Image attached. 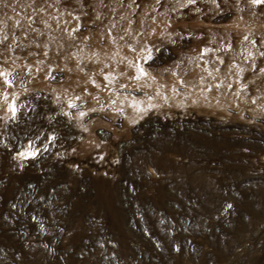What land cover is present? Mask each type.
Here are the masks:
<instances>
[{
    "label": "rangeland",
    "instance_id": "374dc122",
    "mask_svg": "<svg viewBox=\"0 0 264 264\" xmlns=\"http://www.w3.org/2000/svg\"><path fill=\"white\" fill-rule=\"evenodd\" d=\"M0 264H264V0H0Z\"/></svg>",
    "mask_w": 264,
    "mask_h": 264
},
{
    "label": "bare ground",
    "instance_id": "6f19581e",
    "mask_svg": "<svg viewBox=\"0 0 264 264\" xmlns=\"http://www.w3.org/2000/svg\"><path fill=\"white\" fill-rule=\"evenodd\" d=\"M138 71V70H137ZM137 75L140 77V76H142V72H138L137 73ZM112 99H114V97H112ZM118 101V100H117ZM119 102L123 105V106H125V108H127V110H128V115H134V114H137V113H139V112H142V111H144L146 108H147V106L148 105H150L148 102H137V101H134V100H126V101H120L119 100ZM28 153V155H32L33 156V153L35 152V151H27V150H25V151H22V152H20L18 155H21V153ZM35 154V153H34ZM23 157V159L24 158H27V156H22ZM21 157V158H22ZM30 157V156H29Z\"/></svg>",
    "mask_w": 264,
    "mask_h": 264
},
{
    "label": "snow or ice",
    "instance_id": "6c2138e0",
    "mask_svg": "<svg viewBox=\"0 0 264 264\" xmlns=\"http://www.w3.org/2000/svg\"><path fill=\"white\" fill-rule=\"evenodd\" d=\"M189 2H192V0H189ZM254 2L260 3V2H262V0H254ZM141 72L143 73V70H141ZM69 107H72V105L70 104ZM11 111L13 112V114H15V109L14 108H12ZM27 155H28V153H26V152L25 153H21V156H27Z\"/></svg>",
    "mask_w": 264,
    "mask_h": 264
}]
</instances>
